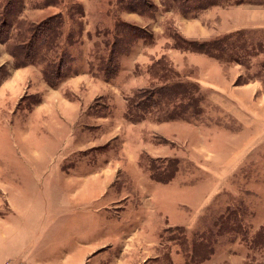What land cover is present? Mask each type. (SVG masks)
I'll return each instance as SVG.
<instances>
[{
    "label": "rangeland",
    "instance_id": "374dc122",
    "mask_svg": "<svg viewBox=\"0 0 264 264\" xmlns=\"http://www.w3.org/2000/svg\"><path fill=\"white\" fill-rule=\"evenodd\" d=\"M18 1L13 16L7 14L10 30L0 43L12 56L15 45L27 44L30 28L61 13L58 52L67 56V69L63 81L51 86L43 76L45 64L27 65L34 68L24 93L29 95L18 105L8 101L11 94L3 98L17 107L11 113L3 107L0 116L12 121L19 139L29 134L30 152L56 155L57 135L73 126L58 108L78 101L88 106L76 123L75 138L84 147L98 138V148L58 162L79 175L77 185L95 181L81 175L98 170V204L104 210L97 216L94 211L92 224L73 217L53 220L48 214L30 223V233L69 248L75 261L79 241L68 235L72 230L83 236L91 227L89 243L106 246L88 264H264V0ZM6 2L0 0V14ZM127 26L139 29L137 35ZM130 35L132 43L121 46L120 38ZM228 37L220 60L175 49L176 38L212 42ZM111 54L118 74L108 79L100 65ZM163 58L168 79L177 81L178 75L200 86V112L169 120L164 114L172 109L168 101L160 113L129 122L128 99L168 84L149 72ZM12 62L14 69L13 56ZM9 74L6 65L1 67L0 82ZM80 75L88 82L71 81ZM64 81H71L67 90ZM39 105L47 109L44 114L37 112ZM10 136L6 129L0 132L3 170L16 168L18 147ZM150 165L168 180H154ZM17 167L23 174V166ZM54 172L49 173L51 189L33 195L37 203L58 200L54 190L60 178ZM11 228L4 225L3 232Z\"/></svg>",
    "mask_w": 264,
    "mask_h": 264
},
{
    "label": "crops",
    "instance_id": "0c3cea01",
    "mask_svg": "<svg viewBox=\"0 0 264 264\" xmlns=\"http://www.w3.org/2000/svg\"><path fill=\"white\" fill-rule=\"evenodd\" d=\"M240 9H246V6ZM243 13H246V10ZM243 13L242 15L246 16ZM249 21L254 23L253 19ZM250 26H256V24H251ZM6 47L7 44L0 43V68L6 65L10 72V74L2 78L0 82L1 114L5 111L3 107H6V113H11L12 107L15 109L20 100L29 95H25L24 93L29 87L30 79L33 77L31 74H33L32 72L34 69L30 66L21 68L14 67L13 69V67H11L13 63L12 56L6 51ZM87 77V75H80L74 77L71 81H80L81 83L88 82ZM71 81H64L62 85L63 88L67 90ZM59 88L54 91L57 95L60 94V92H58L60 90ZM9 95L8 101H13L17 103V105L9 104L6 100V102H2V99ZM36 109L39 114H44L47 111L43 105H39ZM58 109L63 113V120L65 123L68 121V123H71L73 126L67 125L66 128L64 127L63 135L61 136L63 131H60V136L57 135V139H59V151L56 155H48V153L43 150L39 152H30L29 134L19 139L16 136L18 131L14 132L12 130V121L9 122L5 120L4 122L2 116H0V132H2L3 129L10 131V137L14 138L13 143L18 147L15 149V155H13V163L16 168H10V170H3L0 168V248L2 251L5 250L4 253L0 254V264H3L6 260H10L15 264H88V260L98 254L101 248L104 249L106 246L105 244H102L100 247L98 244L92 246V244L89 243L92 240L91 232L93 230L91 227H87V231L84 232L83 236L81 233L77 235L71 230L69 233L71 235H68L71 238L70 240L79 241L76 250L80 252V257L78 256V259L75 258V262L73 253H70L69 248H63L62 246L55 247L56 244H50V240L46 236L37 239L33 233H30V223L42 219L45 220L48 214L53 220L73 217V219L75 218L74 222L80 220L86 221L89 224L93 223L94 211L96 216L98 214L104 215V210L100 211L102 208H100L98 204V193L100 190L97 180L99 177L98 170H87L86 174L81 175V177H86L90 180L96 179L95 181L88 182L89 184L84 185L80 180L81 185H77V179L74 178H78L79 175L77 176V174L73 173V169L61 168L63 166L61 163L67 159H72L75 154H84L88 149L92 150L98 148V138H95L94 141L90 139L89 141L87 140L86 142L88 145L85 147L82 146V143L85 142H77L75 138L77 131L76 123L84 117L88 106L78 101V103L76 102L73 105H66L63 110L60 108ZM73 113L75 114L74 116L72 115ZM3 118L5 117L3 116ZM73 129H76L75 133H71ZM52 136L56 137V134L52 133ZM3 159L4 157L0 153V161ZM19 161L22 162V164H18ZM55 162L57 163L55 164ZM19 165H22L24 168L23 174L19 172L17 167ZM52 168L55 169L54 175H57L54 177L60 178L58 186H55L54 190L58 192V200L51 201L43 198L42 203H37L33 195L36 196L41 191L45 193L47 189H51L50 175L52 174L49 173ZM28 177H43L45 179L42 181L34 179L31 182V179L29 181ZM47 177L49 178V183L46 182ZM84 193L87 194L83 195ZM30 194H32L31 197ZM75 202H77V204ZM52 208H54L53 210L55 211L58 210V212H52ZM85 209L88 211V216L86 217L82 214V212H85ZM4 225H12L11 232H3Z\"/></svg>",
    "mask_w": 264,
    "mask_h": 264
},
{
    "label": "trees",
    "instance_id": "16d2710c",
    "mask_svg": "<svg viewBox=\"0 0 264 264\" xmlns=\"http://www.w3.org/2000/svg\"><path fill=\"white\" fill-rule=\"evenodd\" d=\"M180 1L181 3L183 1L184 3H187L190 0ZM200 1L207 2L208 0ZM18 2V0H7L3 6V12L0 14V42L3 40L1 37H4V35L10 30L11 22L8 21L7 14L10 13L13 16L12 12H14L15 7H13V3L17 4ZM60 14L61 13L50 17L38 25L30 28V35L27 38V44L19 46L15 45L12 48V56L15 59L17 68L25 67L27 65H37L39 63L45 64L43 76L47 83L51 86H57L63 81L66 75L68 62L65 58L67 56H62V54H60L61 52H58L60 45L59 41L61 39L60 37L64 26V20L62 19L63 16ZM127 27L133 31L134 35H137L136 31L139 29L131 26ZM130 38L131 35L127 36L126 40L120 38V45H126L127 43L129 45L132 43V41L129 42V40H131ZM228 39L229 37L212 42H197L176 38L175 49L203 54L220 60L221 57L218 53L223 52L222 46L226 43L223 40ZM118 52H120V50ZM60 55L61 57H58L59 59L57 58V62H55V60L52 61V58ZM115 57V54L113 56L111 54L106 61L101 59L100 70L103 71L108 79L114 78L118 74V63L116 61L114 62V60H116ZM162 60H165V58L158 62L156 61L157 63L154 62L156 64H152L149 72L152 70V76H154L155 79L161 80L162 82H168V84L145 91H139L140 96L137 95L138 97L136 98L128 99V111L125 117L129 122L137 123L148 115L160 113L161 109L165 110L163 104L168 103V101H171L170 104H172V109L167 110L164 114H170L171 117L169 120L175 119L180 115V117H182L184 113L189 111H193L194 114L200 112V107H202L200 99V86L196 82H182L178 75L175 77L178 78L177 81H173L174 79L172 81L168 79L166 70L162 68ZM154 68L159 70L155 71ZM159 71L161 74L158 73ZM150 168H152L150 172L153 174L154 180L159 182H166L168 180L167 178H162L163 176H159L157 174V170L155 171V168L152 165H150Z\"/></svg>",
    "mask_w": 264,
    "mask_h": 264
},
{
    "label": "built area",
    "instance_id": "2783aa9c",
    "mask_svg": "<svg viewBox=\"0 0 264 264\" xmlns=\"http://www.w3.org/2000/svg\"><path fill=\"white\" fill-rule=\"evenodd\" d=\"M3 264H14V263L10 260H6Z\"/></svg>",
    "mask_w": 264,
    "mask_h": 264
}]
</instances>
